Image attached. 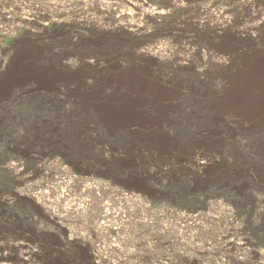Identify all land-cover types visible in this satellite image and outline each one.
Returning <instances> with one entry per match:
<instances>
[{
  "label": "rangeland",
  "instance_id": "374dc122",
  "mask_svg": "<svg viewBox=\"0 0 264 264\" xmlns=\"http://www.w3.org/2000/svg\"><path fill=\"white\" fill-rule=\"evenodd\" d=\"M247 68L264 0H0V264H264V104L193 102ZM127 72L178 96L105 83ZM97 181L142 207L81 193ZM105 204L118 232L94 228Z\"/></svg>",
  "mask_w": 264,
  "mask_h": 264
},
{
  "label": "bare ground",
  "instance_id": "6f19581e",
  "mask_svg": "<svg viewBox=\"0 0 264 264\" xmlns=\"http://www.w3.org/2000/svg\"><path fill=\"white\" fill-rule=\"evenodd\" d=\"M105 83L127 89L129 92L126 93L125 96L132 97L136 101L148 100L155 103L167 102L174 100L179 93V91L174 88L165 89L161 83L153 79V77H151L149 74L142 72H127L124 75L108 79L105 81ZM233 83L234 84H232L229 89L222 91V93L218 95L212 96L209 94L205 95L204 97L198 96L193 98L194 104L198 107V110L202 112L203 116L209 115L208 117L215 118L218 112L229 110L246 117L253 109L261 107L264 104V72L247 68L244 72H241L235 77ZM85 181L87 182V180ZM82 182L78 183L82 187L81 193H85V191L93 193L97 202H102L104 195H109L111 199L116 198L119 200L118 205L120 207H128L131 206L130 204H137L142 207L140 200L137 201V196L133 193L118 190L119 188H108L105 182L102 183L97 181L95 182L94 186H86L85 183L82 184ZM113 207H115V205L108 206L105 204L101 206V212L97 218V221L94 223V228L97 226L98 228L104 229L108 227V224H110L112 226L111 229H113L115 232H118L120 227L119 224H122L125 218L121 217L123 216L122 213H118L119 215H117L113 211ZM170 213L174 214V210H171ZM180 217L183 220L189 218L184 214H181ZM113 247L115 246H112V248ZM94 258L98 261H101L103 264H124L121 260L113 263L115 261L112 262V260L101 258L97 254H94ZM101 262L99 263L101 264Z\"/></svg>",
  "mask_w": 264,
  "mask_h": 264
}]
</instances>
